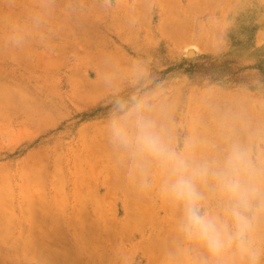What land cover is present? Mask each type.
<instances>
[{"label":"rangeland","instance_id":"rangeland-1","mask_svg":"<svg viewBox=\"0 0 264 264\" xmlns=\"http://www.w3.org/2000/svg\"><path fill=\"white\" fill-rule=\"evenodd\" d=\"M133 100L177 151L264 167V0H0V264H196L155 164L130 176L113 140Z\"/></svg>","mask_w":264,"mask_h":264},{"label":"clouds","instance_id":"clouds-1","mask_svg":"<svg viewBox=\"0 0 264 264\" xmlns=\"http://www.w3.org/2000/svg\"><path fill=\"white\" fill-rule=\"evenodd\" d=\"M145 105L133 100L131 107L117 104L134 123L114 121L115 143L130 151V176L143 162L155 164L162 177L161 195L179 209L178 231L198 250L196 264H264V244L258 229L264 219V167L258 166L249 147L233 142L221 159L200 160L189 146L184 152L145 117ZM212 182L220 200L219 211L206 208L202 188ZM147 186V181H143Z\"/></svg>","mask_w":264,"mask_h":264},{"label":"trees","instance_id":"trees-1","mask_svg":"<svg viewBox=\"0 0 264 264\" xmlns=\"http://www.w3.org/2000/svg\"><path fill=\"white\" fill-rule=\"evenodd\" d=\"M203 62L197 66L202 69L205 74H214V72L219 71L218 67L222 66V62L218 58H213L211 56H203ZM192 65H190L191 67ZM195 66V65H194Z\"/></svg>","mask_w":264,"mask_h":264}]
</instances>
